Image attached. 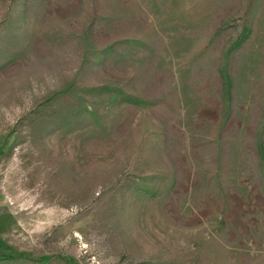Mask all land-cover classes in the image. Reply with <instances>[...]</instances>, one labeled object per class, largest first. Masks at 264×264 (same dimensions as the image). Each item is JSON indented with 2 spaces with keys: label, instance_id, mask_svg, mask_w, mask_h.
I'll list each match as a JSON object with an SVG mask.
<instances>
[{
  "label": "rangeland",
  "instance_id": "obj_1",
  "mask_svg": "<svg viewBox=\"0 0 264 264\" xmlns=\"http://www.w3.org/2000/svg\"><path fill=\"white\" fill-rule=\"evenodd\" d=\"M0 264H264V0H0Z\"/></svg>",
  "mask_w": 264,
  "mask_h": 264
}]
</instances>
